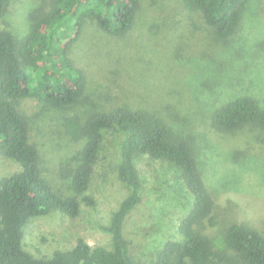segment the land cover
<instances>
[{"label":"rangeland","instance_id":"374dc122","mask_svg":"<svg viewBox=\"0 0 264 264\" xmlns=\"http://www.w3.org/2000/svg\"><path fill=\"white\" fill-rule=\"evenodd\" d=\"M246 3L241 27L228 41L219 40L185 0H138L133 25L120 36L109 35L93 21L85 24L68 50V58L84 76L78 103L66 109L32 98L18 104L38 150L43 178L64 199L80 201L74 218L51 212L30 219L23 239L28 253L49 259L72 249L79 239L91 248L112 249L111 236L103 228L130 193L118 176L122 134L103 132L89 188L78 196L72 179L87 137L82 131L72 138L66 120L83 127L92 116L118 110L152 113L191 144L214 203L210 217L194 230L209 238L217 252L234 258L224 243L232 225L264 236V129L245 125L226 131L212 122L216 109L237 97L252 98L264 108V0ZM49 10V0H14L0 19V30L22 40ZM54 41V52L37 48L39 68L65 67L61 56L67 40ZM66 84L72 88L74 81ZM136 167L142 200L126 217L123 233L135 259L148 263L161 244L176 235L192 199L173 164L141 157ZM19 170L15 161L0 154V179Z\"/></svg>","mask_w":264,"mask_h":264},{"label":"trees","instance_id":"16d2710c","mask_svg":"<svg viewBox=\"0 0 264 264\" xmlns=\"http://www.w3.org/2000/svg\"><path fill=\"white\" fill-rule=\"evenodd\" d=\"M13 1L0 0V19ZM49 2L50 10L24 39L16 40L9 31L0 30V154L20 166L17 173L0 179V264H264V236L246 226L235 224L224 233V243L233 251V259L222 256L209 238L195 232L194 227L212 214L214 203L205 189L191 144L171 132L156 115L132 110L92 116L83 127L73 119L66 120L72 138L76 139L82 131L87 137L72 179L78 196L89 188L103 132L114 130L122 134L118 176L130 193L113 214L110 225L103 228L111 236L112 249L91 248L81 239L72 249L55 252L49 259H36L24 249V227L30 219L51 212L74 218L80 212V201L77 197L64 199L43 178L38 150L31 142L28 121L19 112L18 104L32 98L54 109L76 105L84 90V76L68 58L69 47L78 41L88 21L112 36L127 33L138 6V0ZM185 3L190 10L202 14L221 41L236 36L248 9L246 0ZM56 37L67 40L61 56L65 67L53 64L39 68L37 48L47 47L54 52ZM66 81H74L73 87ZM212 122L216 129L226 131L245 125L264 129V108L252 98L237 97L216 109ZM141 157L173 164L192 199L191 209L181 220L176 235L164 241L148 263L135 259L123 233L126 217L142 200V181L136 167Z\"/></svg>","mask_w":264,"mask_h":264}]
</instances>
